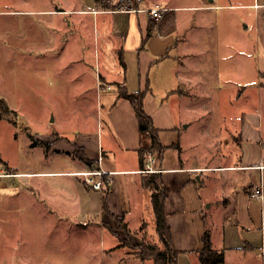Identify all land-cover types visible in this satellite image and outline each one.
I'll return each mask as SVG.
<instances>
[{
  "label": "crops",
  "instance_id": "obj_1",
  "mask_svg": "<svg viewBox=\"0 0 264 264\" xmlns=\"http://www.w3.org/2000/svg\"><path fill=\"white\" fill-rule=\"evenodd\" d=\"M120 1L107 0L78 10H39L109 14L102 41L106 58L95 63V77L89 83L77 80L78 101L84 103L79 112L66 124L59 123L58 129L47 127L46 133L33 136L34 149L50 161L59 160L51 169L35 165L34 170H17L1 156L6 170L20 175L0 179V189L27 188L25 196L36 202L51 224L71 226L66 231L80 226L108 228L127 245L138 246L145 238L142 231L146 228L140 232L143 225L152 223L155 232L151 185L144 184L147 173L141 172L143 149L152 137L139 130L133 106L120 92L144 91L145 111L165 146L157 165L167 191L165 221L179 250L177 264H200L198 249L205 231L211 235L212 247L224 250L220 264H264V201L251 198L248 192L252 184L264 179L262 100L252 105L231 104V111L227 106L226 112L213 113L222 110V105L215 107L202 98L211 93L216 74V69L202 63L207 64L208 55H214L218 46H223L217 52L221 55L230 43L221 42L223 32L214 31H223L230 23H208L206 12L220 9L233 15L234 10L244 8L245 26L254 30L253 52L258 60L260 45L264 52V0H200L183 6L166 0ZM153 7L161 8V18L150 15ZM179 10L199 12V16L176 24L173 18ZM84 20L75 21L82 24ZM237 41L234 64L226 65L220 75L233 73L241 80L242 63L239 70L236 61L241 60L246 43ZM257 73L264 74L259 68ZM257 82L264 90V81ZM78 151L91 163L81 159ZM92 169L106 172L102 188H92L77 174ZM258 203L262 215L257 221ZM119 216L127 230L120 227ZM133 219L139 221L134 232L130 229Z\"/></svg>",
  "mask_w": 264,
  "mask_h": 264
},
{
  "label": "rangeland",
  "instance_id": "obj_2",
  "mask_svg": "<svg viewBox=\"0 0 264 264\" xmlns=\"http://www.w3.org/2000/svg\"><path fill=\"white\" fill-rule=\"evenodd\" d=\"M105 1L0 0V99L7 105H0V160L2 156L13 168L34 170L36 165V168L51 169L52 163L59 160L50 161L42 151L34 149L31 142L33 136L46 133L47 127L58 129L59 123L66 124L79 112L84 103L78 101L77 80L84 78L89 83L95 77V63L106 58L102 41L109 14L94 16L69 11L60 12L61 15L39 10L48 7L78 10L91 4L103 5ZM166 1L179 6L200 2ZM26 10H33L34 13L29 14ZM206 13L208 23L222 20L230 23L223 31L214 30L223 32L220 33L221 42L224 39L230 43L224 46L221 55L217 52L223 46H218L214 55H208L207 64L202 63L205 68L209 65L211 69H216L211 93L205 97L201 95L203 100L215 107L222 105V110L216 109L213 113H224L227 106L229 111L232 110L231 104L252 105L260 99L261 123L264 122V90L259 89L257 82L264 81V74L257 73L258 68L264 72V52L260 45L261 54L256 60L253 52L254 30L245 26V9L234 10L233 15L220 9ZM198 16L199 12L179 10L173 22L182 24L185 18L197 19ZM61 17L66 20L64 23L57 21ZM79 17L85 19L82 24L75 21ZM67 21L71 24L68 25ZM235 39L243 41V45L246 43L242 47L241 60L236 61L238 68L242 63L244 76L241 80L233 73L221 76L228 68L226 65L234 64ZM223 56L227 57L224 58L226 61ZM109 57L114 59L113 53ZM256 131H259L257 127ZM147 149L153 151L150 146L145 151ZM26 191L25 187L0 189V264H143L145 261L139 256L135 244H122V239L108 228L101 230L80 226L66 231L71 226L51 224L50 218L37 209L36 202L25 196ZM261 206L258 203L257 221L262 215ZM130 222V229L134 232L139 221L133 219ZM141 231L146 232L145 240L158 243L152 223L143 225ZM145 264H153L152 259H147Z\"/></svg>",
  "mask_w": 264,
  "mask_h": 264
},
{
  "label": "trees",
  "instance_id": "obj_3",
  "mask_svg": "<svg viewBox=\"0 0 264 264\" xmlns=\"http://www.w3.org/2000/svg\"><path fill=\"white\" fill-rule=\"evenodd\" d=\"M122 62V60H121ZM123 63V62H122ZM124 64V63H123ZM144 91L140 92H128L122 90L120 96L127 98L131 102L135 116L138 119L139 130L143 133L151 135V149L158 155L165 149L158 137V131L155 129L152 117L149 116L144 108ZM0 105L3 107L4 100L0 99ZM86 163H91L85 154L81 151L76 153ZM145 155V148L143 149V158ZM145 185H151V206L153 207L154 221H155V233L158 236V243L151 242L149 240H143L138 247V254L141 259H152L153 264H177L179 250L174 248L173 239L171 236V229L167 221H165V200L167 197V191L163 183L162 176L159 171L147 173L143 179ZM107 186L104 188L105 194L107 193ZM105 195L103 196V201ZM104 205V202H103ZM118 222L120 227L126 229L125 223L122 222V217L119 216ZM202 246L199 250V262L200 264H220L224 260V250H217L212 247L211 235L205 231L203 234ZM122 244H126L122 240Z\"/></svg>",
  "mask_w": 264,
  "mask_h": 264
},
{
  "label": "built area",
  "instance_id": "obj_4",
  "mask_svg": "<svg viewBox=\"0 0 264 264\" xmlns=\"http://www.w3.org/2000/svg\"><path fill=\"white\" fill-rule=\"evenodd\" d=\"M121 0L120 2H122ZM150 15L155 18H161L163 16L161 8L153 7L149 9ZM264 15V14H263ZM157 156L158 154L154 153L150 149L145 151V155L143 158V166L141 172L152 173L160 171V168L157 165ZM106 172L101 169H92V170H82V172H77L86 183H88L92 188L98 189L103 187V175ZM19 173L10 172L6 170L5 165L0 161V179L19 176ZM249 195L251 198H255L257 200L263 201L264 199V179H261L259 182L252 184L249 187Z\"/></svg>",
  "mask_w": 264,
  "mask_h": 264
}]
</instances>
